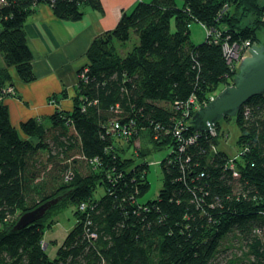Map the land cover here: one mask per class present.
I'll return each mask as SVG.
<instances>
[{"label":"trees","instance_id":"obj_1","mask_svg":"<svg viewBox=\"0 0 264 264\" xmlns=\"http://www.w3.org/2000/svg\"><path fill=\"white\" fill-rule=\"evenodd\" d=\"M39 4L51 5L67 21L81 20L84 4L103 9L101 0H0V51L7 68L27 83L35 74L24 27ZM233 5L264 24V5L257 0H185L182 6L139 0L91 43L88 72L79 77L71 110L59 107L18 130L0 99V264H221L216 260L233 237L248 247L246 264H264V95L235 117L239 154L221 148V121L216 134L196 133L190 123L195 104L209 102L238 72L227 64L221 41L229 34L232 41L261 42L257 28L235 27ZM192 22L205 30L201 44L191 40ZM211 30L220 31L219 42ZM133 35V48L124 56L116 52L114 42L127 43ZM7 68L0 70L4 98L17 93ZM64 96L55 94L50 102L60 104ZM141 129L152 133L160 146L155 153L162 155V187L145 203L140 198L151 189L149 161L125 158L121 144ZM100 185L109 192L95 198ZM66 192L45 217L12 230L23 213ZM65 201L85 203L89 214L78 219L52 259L44 249V219ZM239 259L244 257L227 264Z\"/></svg>","mask_w":264,"mask_h":264},{"label":"crops","instance_id":"obj_2","mask_svg":"<svg viewBox=\"0 0 264 264\" xmlns=\"http://www.w3.org/2000/svg\"><path fill=\"white\" fill-rule=\"evenodd\" d=\"M176 1L182 6L185 0ZM101 2V11L88 12L85 16L84 10L83 18L78 21L59 19L49 4L37 6L24 27L33 56L35 78L31 82H23L14 67L7 68L0 52V70L8 69L17 92L16 97L7 96L2 101L9 109L12 125L18 130L21 123L31 118H48L59 107L64 111L72 109L73 98L77 95L78 74L91 43L99 34L112 30L122 14L134 8L137 0ZM11 82L7 81L5 85ZM64 92L66 96L60 104L50 102L53 95Z\"/></svg>","mask_w":264,"mask_h":264},{"label":"rangeland","instance_id":"obj_3","mask_svg":"<svg viewBox=\"0 0 264 264\" xmlns=\"http://www.w3.org/2000/svg\"><path fill=\"white\" fill-rule=\"evenodd\" d=\"M138 1L139 0H137V3ZM148 1H151V0H148ZM257 2L261 6L264 5V0H257ZM225 7L226 9L229 8L228 5H225ZM82 9L85 10L86 12L85 16H87L88 12H92V11L98 12L97 10L92 9L90 6L86 4L82 6ZM229 13L232 16L233 22L235 24L237 22L236 20H238L239 24L238 26H235L236 28L242 29L248 26L257 28L258 38L261 40L262 43H264V40H263L264 24L263 25L256 24L257 15L247 10L245 7L236 8L234 5L231 6ZM190 30H191L190 32L191 39L194 43L201 44L205 41V30L202 28L201 24H199L198 22L190 23ZM174 31H175V20L173 19L172 20V32ZM137 42H138L137 36L133 35L131 40L128 41L127 43L114 42V46L116 48V52L124 56L126 55V53H128L133 48L134 44H136ZM86 62L87 61H86V55H85V62L83 63V66L81 67L79 71L78 77H80L81 72L84 70L85 68L84 64H86ZM10 85L5 86L4 88L6 89ZM4 90H3V93H4ZM215 96H211L209 100L213 99ZM14 97H16V95H14ZM3 98L4 97H0V99L2 100ZM207 103L208 102H206V104ZM46 125L50 126L49 122H46ZM221 126L224 131L223 133L226 135V136L224 135L223 137L222 136L219 137L221 148L229 152L231 155L239 154L241 151V148L239 147L237 141H238V137L240 134V130L236 123L235 117L233 118L231 117L229 119H222ZM151 134L152 133L149 130L141 129L138 135L134 137V139H131L130 141L128 140V143H124V142L121 143L126 148L125 152L122 153V156H124L125 158L130 159L132 157L134 158L145 157V159L149 161L150 169H149L148 178L151 183V189L144 197L140 198V201L142 203H145L148 200L156 199L162 187V174H161V168L159 164V161L161 160L162 155H160L161 154L160 152L155 153L158 151L157 149H160V146H158L157 144H154L156 142L151 137ZM143 160L144 159L141 158L139 159V162L142 163ZM39 181L47 182V179L42 178ZM44 187L46 188V185H44ZM106 190L107 192H109L106 185L98 186L94 194L95 198H100L102 195H104ZM96 207H97V204L94 207L95 210H96ZM94 209L91 208V210H94ZM88 214L89 212L86 210H82L80 205L77 206L70 201H65L63 204L59 205V207L54 209L52 213L50 214V216L44 219V223L46 227V232L44 234V247H45L44 249L46 250L50 258L53 259L54 257L57 256L59 247L64 242L65 238L67 237V234L74 228V225L77 224L78 219H82V218L84 219V217H87ZM227 242L228 243H225L224 244L225 247L223 248L225 251H223L218 256V259L216 260V262H219L221 264H227V263H231L237 258L244 257L243 261L239 259L237 263L246 264L247 260L250 258V257H247V254L249 253L248 247L244 246L242 241H240L238 237H233Z\"/></svg>","mask_w":264,"mask_h":264},{"label":"water","instance_id":"obj_4","mask_svg":"<svg viewBox=\"0 0 264 264\" xmlns=\"http://www.w3.org/2000/svg\"><path fill=\"white\" fill-rule=\"evenodd\" d=\"M264 40V38H263ZM233 83L225 86L207 104L198 108L191 120L196 132H210L225 118L238 116L242 107L253 97L264 95V43H256L249 49V55L239 64ZM70 192L58 195L37 208L23 213L12 230L18 231L42 219Z\"/></svg>","mask_w":264,"mask_h":264},{"label":"built area","instance_id":"obj_5","mask_svg":"<svg viewBox=\"0 0 264 264\" xmlns=\"http://www.w3.org/2000/svg\"><path fill=\"white\" fill-rule=\"evenodd\" d=\"M214 33L215 36L213 38L214 42H219L221 40V33L220 31H213L211 30V32L209 33L212 34ZM256 44V43H255ZM221 45H222V49L227 61V64L230 66L232 72H236V70L239 68V64L240 62L243 60V58H245L246 56L249 55V49L254 45L250 40L244 41V42H236V41H232V37L228 34L223 41H221ZM88 72V69H84L80 76L82 78H85V73ZM12 91V89H10ZM196 101L194 98H191L189 100V103L194 104ZM206 103H196L194 109L197 110L198 108H200L201 106L205 105ZM185 116L188 119V117L191 116L189 111L185 112ZM192 120V119H191ZM191 123V121H190ZM116 127H118L116 125ZM212 134H216V130H212L210 131ZM130 133V132H129ZM199 133V132H196ZM176 136H178L179 138L181 137V132L179 129L176 130L175 132ZM188 139V138H187ZM195 137H191L189 138V142H194ZM70 175V174H69ZM69 175L67 176V178H69ZM80 207L82 210H85L87 205L85 203H81ZM95 205H91V208L94 209ZM90 237H95L96 235L94 233L89 234Z\"/></svg>","mask_w":264,"mask_h":264}]
</instances>
